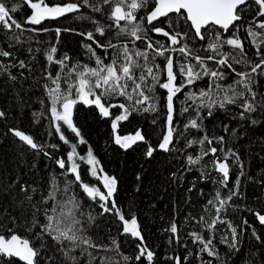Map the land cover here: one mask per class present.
I'll return each mask as SVG.
<instances>
[{
  "label": "trees",
  "instance_id": "obj_1",
  "mask_svg": "<svg viewBox=\"0 0 264 264\" xmlns=\"http://www.w3.org/2000/svg\"><path fill=\"white\" fill-rule=\"evenodd\" d=\"M6 2L9 7L18 6L12 15L23 25L24 30L14 27L7 30L0 26V51L10 53L6 57L0 55V112L4 114L0 116V232L7 236L8 229H11L29 239L32 246L39 250L36 264H104L105 261L107 264H148L146 258L139 261L135 259L142 244L154 253L152 264H176V258L180 259L181 264H264V224L255 215L256 212L264 213V106H261L264 105V74L258 70L252 76L250 86L256 93L258 107L255 112L245 113L243 119L239 107L243 100L238 99L236 104L214 108L211 116L207 109H201V119H198L201 127L185 129L184 125L189 120L197 118L191 108L188 112L182 111L185 93L207 89L211 78L204 77L191 88H185L177 94L174 100L175 131L168 151L158 147L167 118L166 91L160 88L155 92L156 111H144L147 104H133L127 119L118 121L115 130L112 127L113 120L124 114L123 109H110V115L104 117L95 105L77 103L73 112V123L80 131V137H77L63 122H56L51 116L48 91L55 85L49 79V73L53 78L60 74L61 89L66 91L67 83L71 82L68 80L71 68L78 65L96 67V56L104 58L105 64L110 62L115 50L108 49L106 55V51L98 48L94 41L101 44L111 42L119 46L130 38L118 36L117 30L110 27L113 22L108 18V5H103V11L95 12L91 7L84 6L83 0H47L49 4L71 2L82 6L78 11L66 13L63 17L31 25L24 23L30 13L25 0ZM90 3L101 6L102 0H90ZM152 7L154 0H149V6L137 13V19L146 16ZM256 7L246 8L241 13L242 19L237 22L251 64L258 63L260 57L255 54L256 49L250 38L245 39V29L254 24L252 18ZM169 20L172 21L171 29L168 27ZM98 26L105 28L103 36L95 31ZM156 26L167 31L188 32L186 42L197 54H212L201 51L206 48L208 39L201 41L195 38L194 32L175 14L161 18L152 25L144 23L149 40L168 45L166 37L151 31ZM56 29H60V32L57 33ZM216 31H220L226 39L234 29L228 33L209 29L206 36L211 38ZM89 32L93 33L94 40L88 38ZM88 45L95 49V56L89 51ZM53 47L57 49L53 54L55 59L69 58L63 70L60 65L47 59ZM135 47L143 50L146 42L136 41ZM222 51L233 53L239 58L238 49L233 50L224 45ZM261 51L264 52V48ZM172 55L177 61L183 62L180 53ZM156 63L163 67L164 58L158 57ZM251 64L233 63V67L236 72H250ZM208 66L212 69L218 67L211 61ZM221 70L225 73V79L218 83L225 87L240 79L227 68ZM237 90L246 92L243 85L238 86ZM246 96L252 99L247 92ZM107 100L112 104L128 103L124 97H109ZM56 123H60L61 132L68 143L60 139L61 133L56 131ZM15 128L29 134L37 145L42 146V150L33 149L18 139L12 133ZM137 131L144 137L143 140H137L127 148L115 142L117 135L134 136ZM205 136L212 140L211 147L218 149L216 155L209 154L199 163L190 164L189 156L195 158L209 149L207 142L203 145L198 143ZM220 137L224 138L223 143H220ZM81 138L84 143H79ZM189 141L197 143L189 147ZM72 144L77 145L75 160L80 165L83 183L106 193L103 177L107 175L115 178L116 190L108 207H112L111 201L114 200L116 208L126 219L135 216L142 241L139 237L124 234L123 222L117 213L103 211V202L99 198L92 200L88 197L79 183L71 184L70 194L79 200L87 229L85 235L97 247L81 245L71 253L75 260H70L62 246L50 236L45 235L43 241L37 238L40 228L33 227V224L37 221L39 224L45 223L44 210L50 208L53 202L44 201L52 186L55 184L63 189L75 180L74 174L67 172L71 166V161H67V153L71 151ZM149 146L154 149L150 156L147 154ZM89 150L98 161L96 176H92V166L87 164L86 159H80L86 158ZM225 154H228L230 169L227 187L219 183L222 174L213 163L217 159L223 160ZM61 158L66 160L65 169L57 164ZM237 178L240 181L239 193L220 213L222 220L231 222L232 227L237 229L236 247L233 248L229 246L232 234L227 223H217L213 229L207 227L216 216L215 207L208 205V201L214 200L217 191L226 198L234 190ZM63 195L59 193L58 199ZM88 214L94 219L88 221ZM173 223L177 225L176 235L169 230ZM193 232L202 235L204 240L211 239V246L217 255L210 256L207 251H201L203 243L194 242V237L190 235ZM225 237L228 243L222 242ZM124 257L130 259L125 260ZM0 264L24 262L0 255Z\"/></svg>",
  "mask_w": 264,
  "mask_h": 264
},
{
  "label": "snow or ice",
  "instance_id": "obj_2",
  "mask_svg": "<svg viewBox=\"0 0 264 264\" xmlns=\"http://www.w3.org/2000/svg\"><path fill=\"white\" fill-rule=\"evenodd\" d=\"M31 9V15L27 16L24 21L25 24L40 25L43 21L49 18H57L78 11L82 6L80 3H66V4H54L50 5L47 0H25ZM83 5L91 7L95 12L103 11V5L110 6L109 19L113 22L110 27H114L117 30V35H124L130 39L117 46L111 42L107 44H101L99 41H94L98 48L113 49L114 54L111 56L110 62L105 64L104 58L96 56V67H89L88 65L76 66L69 70L66 91L61 89V76L58 73L55 78L49 73V79H52L54 88H50L48 95L51 100L50 112L54 121L63 122L72 132L80 137V131L73 123V109L77 103H83L84 105H95L102 116L108 117L110 115V109L120 108L124 110V114L115 117L112 123V127L115 130L117 128V122L127 119L129 108L135 105H145L144 111H156V96L155 92L157 88L166 91V132L163 136L161 143L158 145L159 149L168 151L169 145L173 142L174 134V113L176 111L174 100L177 94L182 93L185 88H191L197 81L202 80L204 77H210L211 82L207 85V89H200L197 91H189L185 93V100L183 112H188L189 109H193L196 112V117L189 120L184 125L185 129L194 128L199 129L201 123H198L200 117V110L207 109L208 115H212V110L216 107L223 108L226 104H236L238 99H242L243 102L239 105L242 109L240 112L241 119L244 118L245 113H252L257 110L258 105L255 102L256 93L252 91L251 83L252 76L256 74L258 70L261 74H264V52L261 51L264 48V0H154V7L147 12L146 16L137 19V13L149 6V0H102L101 6H94L90 3V0H83ZM257 6L254 9L253 21L254 24H250L246 29L247 36L245 39L251 40L252 45L256 49V55L260 57L259 62L251 64V61L247 59V54L244 49V40L239 35L240 25L237 23L242 19L241 13L246 8L251 9L252 6ZM18 9V6L9 7L6 0H0V26L7 30L16 29L24 30L23 25L14 18L12 15ZM175 14L178 19H182L189 29L194 32L195 38L204 41L208 39L206 48L201 49L204 52H211L209 55L197 54L190 45L186 42L189 33L179 31H167L162 27H153L152 32L156 34H162L169 41L168 45L160 44L159 42H153L147 38V31L144 27L146 22L148 25H152L153 22H159L161 18H168L170 15ZM172 21L169 20V29H171ZM209 29H220L223 33L232 31V35L228 38H224L220 31H216L211 38L206 36ZM256 29H259L257 31ZM35 30V29H33ZM47 31V29H44ZM57 33L60 29H56ZM95 31L101 36L105 34V28L98 26ZM90 40H94L93 33L87 34ZM18 39V37H17ZM136 41H145L146 47L140 50L135 47ZM224 45L230 46L233 50H239V58L233 53H226L222 51ZM89 51L95 56V49L91 45L87 46ZM57 51L55 47L50 50V54L47 59L50 62L61 66V70L67 67L65 61L69 58L65 56L63 59H55L54 55ZM180 53L183 57V62H179L175 59L173 53ZM0 55L9 56L8 51H0ZM158 57L164 58L163 67L156 63ZM214 62L218 67L216 69L209 68L208 62ZM231 61V62H230ZM235 64H251L250 72H236L233 67ZM23 66V62H21ZM77 67L80 68L77 71ZM227 68L231 70L233 74L240 77L234 84H230L225 87L223 84L218 83L225 79V73L221 69ZM179 78V82H178ZM243 85V88L252 99L249 100L246 96V92L238 91L237 87ZM47 87V86H46ZM109 97H124L126 103H109L107 98ZM264 106V105H261ZM4 114L0 112V116ZM56 131L60 134V139L65 143L68 140L61 132L60 123L55 125ZM14 134L22 141L26 142L33 149L40 148L42 146L37 145L33 138L29 135H25L22 131L13 130ZM144 137L139 131L134 136L128 135L121 137L116 136L115 142L121 144L127 148L130 143H135L137 140H143ZM224 138L220 137V143H223ZM205 142L210 145L207 151H203L201 155L193 158L188 157L190 164L199 163L205 156L209 154L215 156L218 149L211 147L212 140L207 136L203 140L198 141L201 145ZM79 143H84L81 138ZM197 141H189L188 146ZM77 145H71V151L67 153V161H71L70 168L67 172L74 174L75 180L65 185L63 189H60L57 185L52 186V190L45 198V203L52 201L50 208L44 210L45 223L39 224L34 222L33 227L38 226L40 232L36 234L37 238L43 241L45 235L50 236L58 244L62 246L63 252L70 260H75V257L71 253L81 247V245L88 247H97L92 239L85 235L87 229L85 227V221L82 219L84 213L81 211V205L79 200L72 194H70L71 184L79 183L83 192L92 200L99 198L103 203L101 207L105 212L115 211L119 216L120 221L123 222V233L130 234L133 237H139L141 241L143 237L138 229V222L135 216L131 219H126L122 212L116 208L115 201L112 200V207H108V202L112 198L113 193L116 190V180L114 177L105 175L103 177L104 188L107 192H102L98 187H90L87 183L81 181L79 173L80 165L76 163L75 157ZM154 149L149 146L148 155L150 156ZM81 160H85L88 165L92 166V176L97 175L96 166L98 161L89 150L87 157H80ZM228 154H225L223 160H215V169L222 174V179L219 183L223 187H227L229 181V164ZM57 164L61 169H65L66 160L61 158L57 160ZM243 173H241L242 175ZM239 178L236 180L234 190L230 194L223 198L219 191L216 192L214 200H209L208 205L215 207L216 216L207 224L209 229H213L217 223H227L231 230L232 242L230 247H236L237 241V229L232 227L231 222L224 221L220 218L221 211L224 210L225 205L232 200L233 196L239 193ZM23 190V189H22ZM64 195L58 199V194ZM30 199V197H29ZM215 201V203H214ZM261 224H264V215L259 212L255 213ZM88 221L94 218L91 214L87 216ZM203 219V218H201ZM245 224L248 222L245 220ZM172 233L177 232V225L173 223L169 229ZM9 235H5L0 232V255H6L7 257L19 258L24 264H36V258L39 250L34 248L27 238H22L17 233L8 229ZM194 237V242L203 243L201 251H207L210 256H216L217 253L213 250L212 240H204V237L196 232L191 233ZM224 243H228L227 238L223 239ZM115 244V241H113ZM154 253L147 249L145 245L139 246V255L135 257L137 261L141 258H146L148 264H152ZM125 260L130 259L124 257ZM104 264H107L105 261ZM176 264H181L180 259L176 258Z\"/></svg>",
  "mask_w": 264,
  "mask_h": 264
},
{
  "label": "water",
  "instance_id": "obj_3",
  "mask_svg": "<svg viewBox=\"0 0 264 264\" xmlns=\"http://www.w3.org/2000/svg\"><path fill=\"white\" fill-rule=\"evenodd\" d=\"M54 4H60V3H54ZM54 4H50V5H54ZM61 5H63V4H61ZM152 10V9H151ZM150 10V11H151ZM29 15H31V9H30V13L28 14V16ZM66 15V14H65ZM65 15H63V16H65ZM63 16H61V17H63ZM57 18H60V17H57ZM50 19H56V18H49V19H46V20H50ZM45 20V21H46ZM44 22V21H43ZM73 112H74V109H73ZM13 130H19V131H22V130H20V129H17V128H15V129H13ZM12 130V133L14 134V131ZM166 127H165V132H166ZM25 135H29V134H27L26 132H24V131H22ZM165 132H164V134H165ZM164 134H163V136H164ZM15 135V134H14ZM16 136V135H15ZM30 136V135H29ZM17 137V136H16ZM18 139H20L19 137H17ZM162 139H163V137H162ZM21 140V139H20ZM22 141V140H21ZM162 141V140H161ZM24 142V141H23ZM25 144H27L26 142H24ZM161 143V142H160ZM132 143H130V145H131ZM28 145V144H27ZM28 146H30V145H28ZM31 147V146H30ZM261 215H264V213L263 214H261ZM175 235H176V233H174ZM23 238V237H22ZM19 259V258H18Z\"/></svg>",
  "mask_w": 264,
  "mask_h": 264
},
{
  "label": "flooded vegetation",
  "instance_id": "obj_4",
  "mask_svg": "<svg viewBox=\"0 0 264 264\" xmlns=\"http://www.w3.org/2000/svg\"><path fill=\"white\" fill-rule=\"evenodd\" d=\"M156 27H159V26H156Z\"/></svg>",
  "mask_w": 264,
  "mask_h": 264
}]
</instances>
